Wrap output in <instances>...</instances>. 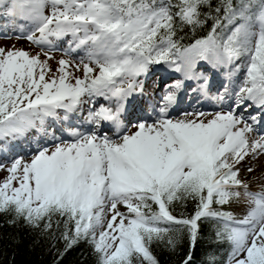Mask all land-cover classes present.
Listing matches in <instances>:
<instances>
[{
	"label": "snow or ice",
	"instance_id": "obj_1",
	"mask_svg": "<svg viewBox=\"0 0 264 264\" xmlns=\"http://www.w3.org/2000/svg\"><path fill=\"white\" fill-rule=\"evenodd\" d=\"M24 253L264 264V0H0V264Z\"/></svg>",
	"mask_w": 264,
	"mask_h": 264
},
{
	"label": "trees",
	"instance_id": "obj_2",
	"mask_svg": "<svg viewBox=\"0 0 264 264\" xmlns=\"http://www.w3.org/2000/svg\"><path fill=\"white\" fill-rule=\"evenodd\" d=\"M22 252H23V246H22ZM18 261L26 259L29 264H42V258L38 254H28L24 253L22 256H19ZM50 260V257L43 258V264H47V262Z\"/></svg>",
	"mask_w": 264,
	"mask_h": 264
}]
</instances>
